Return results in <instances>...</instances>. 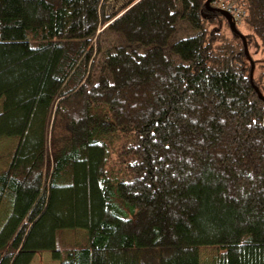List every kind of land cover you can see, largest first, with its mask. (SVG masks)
Segmentation results:
<instances>
[{
    "label": "trees",
    "instance_id": "trees-1",
    "mask_svg": "<svg viewBox=\"0 0 264 264\" xmlns=\"http://www.w3.org/2000/svg\"><path fill=\"white\" fill-rule=\"evenodd\" d=\"M106 1L0 0V264H264V0Z\"/></svg>",
    "mask_w": 264,
    "mask_h": 264
},
{
    "label": "rangeland",
    "instance_id": "rangeland-1",
    "mask_svg": "<svg viewBox=\"0 0 264 264\" xmlns=\"http://www.w3.org/2000/svg\"><path fill=\"white\" fill-rule=\"evenodd\" d=\"M125 4L124 0H107L105 2V12L107 14H113L117 10H119L123 5ZM178 40V36H173L170 39V43H173L174 41ZM8 146V142L3 141L0 142V153L4 151ZM4 166L3 164H1ZM0 165V169L2 168ZM67 237L71 239L73 237V234L68 233ZM222 250L218 247H203L198 249V260L199 264H214V261L216 260L217 256ZM30 264H58V262L53 261L51 258V255L49 253H41L36 254L34 258L32 259V262Z\"/></svg>",
    "mask_w": 264,
    "mask_h": 264
},
{
    "label": "built area",
    "instance_id": "built-area-1",
    "mask_svg": "<svg viewBox=\"0 0 264 264\" xmlns=\"http://www.w3.org/2000/svg\"><path fill=\"white\" fill-rule=\"evenodd\" d=\"M212 6L222 12L229 14L236 24H240L245 13L234 6L230 0H214Z\"/></svg>",
    "mask_w": 264,
    "mask_h": 264
},
{
    "label": "water",
    "instance_id": "water-1",
    "mask_svg": "<svg viewBox=\"0 0 264 264\" xmlns=\"http://www.w3.org/2000/svg\"><path fill=\"white\" fill-rule=\"evenodd\" d=\"M211 2V0H207L206 4L209 5ZM222 12V11H221ZM222 14H225V16L228 18L229 22H230V26H231V29L237 33L236 31V27L234 25V23L232 22V18L229 14L225 13V12H222ZM238 34V33H237ZM242 42H243V48H244V53L246 55V57L248 58L249 62H250V66H251V69H250V79L252 80V73H253V69H254V64H253V61L250 59L249 57V53H248V49H247V45H246V42H245V39L242 37Z\"/></svg>",
    "mask_w": 264,
    "mask_h": 264
}]
</instances>
